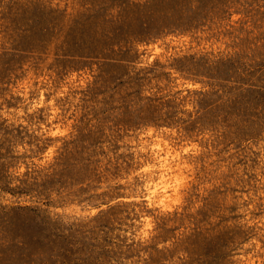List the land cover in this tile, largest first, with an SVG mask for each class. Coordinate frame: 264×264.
I'll return each instance as SVG.
<instances>
[{
	"label": "rangeland",
	"instance_id": "obj_1",
	"mask_svg": "<svg viewBox=\"0 0 264 264\" xmlns=\"http://www.w3.org/2000/svg\"><path fill=\"white\" fill-rule=\"evenodd\" d=\"M0 71V264H264V0H0Z\"/></svg>",
	"mask_w": 264,
	"mask_h": 264
},
{
	"label": "bare ground",
	"instance_id": "obj_2",
	"mask_svg": "<svg viewBox=\"0 0 264 264\" xmlns=\"http://www.w3.org/2000/svg\"><path fill=\"white\" fill-rule=\"evenodd\" d=\"M6 1H7V0H6ZM25 1H26V0H25ZM15 2H16V1H15ZM19 2H20V1H19ZM19 2H18V3H19ZM27 2H28V1H27ZM12 3H13V2H12ZM16 3H17V2H16ZM4 4H5V3H4ZM19 4H20V3H19ZM29 4H30V3H29ZM22 6H24V5L22 4ZM3 7H4V6H3ZM1 9H2V8H1ZM10 31H11V30H10ZM11 32H12V31H11ZM11 32H10V33H11ZM201 32H202V31H201ZM4 33H5V32H4ZM8 33H9V32H8ZM28 33H29V32H28ZM28 33H27V34H28ZM206 33H207V32H206ZM199 34H200V33H199ZM203 34H204V33H203ZM5 35H6V33H5ZM202 36H203V35H202ZM204 36H205V34H204ZM202 38H203V37H202ZM203 41H204V40H203ZM174 42H175V41H174ZM201 43H202V42H201ZM204 44H205V43H204ZM201 45H202V44H201ZM156 48H157V47H156ZM154 49H155V48H154ZM159 50H160V49H159ZM155 51H156V50H155ZM200 51H201V50H200ZM208 51H209V50H208ZM209 52H210V51H209ZM158 53H159V51H158ZM167 54H168V53H167ZM201 54H202V53H201ZM22 58H23V57H22ZM21 63H22V62H21ZM12 65H13V64H12ZM24 66H25V65H24ZM191 66H192V65H191ZM221 68H222V67H221ZM15 69H16V68H15ZM28 69H29V68H28ZM44 69H45V68H44ZM217 70H218V69H217ZM225 70H226V69H225ZM4 71H5V69H4ZM7 71H8V70H7ZM12 71H13V70H12ZM43 71H44V70H43ZM0 72H1V71H0ZM8 72H9V71H8ZM10 72H11V71H10ZM18 72H19V71H18ZM18 72H17V73H18ZM23 72H25V71H23ZM191 72H192V71H191ZM17 73H16V74H17ZM25 73H26V72H25ZM28 73H29V72H28ZM71 73H72V72H71ZM71 73H70V75H71ZM192 73H193V72H192ZM194 73H195V71H194ZM8 74H9V73H8ZM43 74H44V73H43ZM6 75H7V74H6ZM193 75L195 76V74H193ZM3 76H4V75H3ZM28 76H29V75H28ZM28 76H27V77H28ZM32 76H33V75H32ZM51 76H52V75H51ZM197 76H198V75H197ZM222 76H223V74H222ZM33 77H34V76H33ZM36 77H37V76H36ZM47 77H48V76H47ZM69 77H71V76H69ZM74 77H75V76H74ZM79 77H80V76H79ZM189 77H191V76H189ZM217 77L219 78V76H217ZM224 77H225V76H224ZM230 77H231V75H230ZM8 78H9V77H8ZM22 78H24V77H22ZM42 78H43V77H42ZM77 78H78V77H77ZM89 78H90V77H89ZM179 78H180V77H179ZM231 78H232V77H231ZM31 79H32V78H31ZM70 79H71V78H70ZM228 79H229V77H228ZM235 79H236V78H235ZM82 83H83V82H82ZM66 85H67V84H66ZM69 85H70V84H69ZM76 85H77V83H76ZM81 86H82V84H81ZM74 87H75V86H74ZM84 89H85V87H84ZM87 89H88V88H87ZM69 90H70V89H69ZM64 91H65V90H64ZM60 92H61V91H60ZM60 92H59V93H60ZM85 92H86V91H85ZM218 92H219V91H218ZM78 93H79V92H78ZM60 94H61V93H60ZM62 94H63V93H62ZM222 94H223V93H222ZM92 95H93V94H92ZM184 95H185V94H184ZM227 95H228V94H227ZM215 96H216V95H215ZM222 96H223V95H222ZM224 96H225V95H224ZM228 96H229V95H228ZM85 97H87V96H85ZM225 97H226V96H225ZM187 99H188V98H187ZM222 99H223V98H222ZM225 99H226V98H225ZM219 100H220V99H218V101H219ZM190 102H191V101H190ZM223 102H224V101H223ZM227 102H228V101H227ZM232 102H233V100H232ZM191 103H192V102H191ZM230 103H231V102H230ZM230 103H229V104H230ZM226 104H227V103H226ZM187 105H188V104H187ZM210 105H211V104H210ZM221 105H222V104H221ZM224 105H225V104H224ZM231 105H232V104H231ZM213 106H214V105H213ZM205 107H207V106H205ZM210 107H211V106H210ZM226 107H227V106H226ZM200 110H201V109H200ZM202 110H203V109H202ZM217 110H218V109H217ZM221 110H222V109H221ZM190 111H191V110H190ZM191 112H192V111H191ZM232 112H234V111H232ZM232 112H231V113H232ZM223 113H224V112H223ZM207 114H209V113H207ZM210 115H211V114H210ZM206 117H207V115H206ZM218 117H219V116H218ZM229 117H230V115H229ZM237 118H238V117H237ZM200 119H201V118H200ZM206 119H207V118H206ZM206 119H205V120H206ZM192 120H193V119H192ZM196 120H198V119H196ZM219 120H220V119H219ZM238 120H239V119H238ZM190 121H191V120H190ZM198 121H199V120H198ZM201 122H202V121H201ZM216 122H217V121H216ZM240 122H241V121H240ZM186 123H187V122H186ZM207 123H208V122H207ZM218 123H219V122H218ZM220 123H221V122H220ZM232 123H233V122H232ZM146 124H147V123H146ZM160 124H161V123H160ZM187 124H189V123H187ZM234 124H235V123H234ZM234 124H233V125H234ZM240 124H241V123H240ZM195 125H196V124H195ZM215 125H217V124H215ZM227 125H228V124H227ZM245 125H246V124H245ZM223 126H224V125H223ZM242 126H243V124H242ZM195 127H196V126H195ZM200 127H201V126H200ZM205 127H206V126H205ZM219 127H220V125H219ZM243 127H244V126H243ZM149 128H150V127H149ZM151 128H153V127H151ZM151 128H150V129H151ZM225 128H226V127H225ZM150 129H149V131H150ZM160 129H161V128H160ZM162 129H163V128H162ZM202 129H203V127H202ZM219 129H220V128H219ZM230 129H231V128H230ZM121 130H122V128H121ZM152 130H153V129H152ZM152 130H151V132H152ZM170 130H171V129H170ZM200 130H201V129H200ZM240 130H241V129H240ZM137 131H138V130H137ZM171 131H172V130H171ZM173 131H174V130H173ZM189 131H190V130H189ZM189 131H188V132H189ZM198 131H199V130H198ZM207 131H208V130H207ZM222 131H223V130H222ZM229 131H230V130H229ZM232 131H234V130H232ZM237 131H239V130H237ZM147 132H148V131H147ZM151 132L148 133V134H151ZM193 132H194V131H193ZM210 132H211V130H210ZM210 132H209V133H210ZM212 132H213V131H212ZM224 132H225V131H224ZM174 133H175V131H174ZM145 134H146V133H145ZM155 134H156V133H155ZM217 134H218V133H217ZM121 135H122V134H121ZM180 135H182V134H180ZM191 135H192V134H191ZM211 135H212V134H211ZM225 136H226V134H225ZM230 136H231V135H230ZM232 136H233V135H232ZM235 136H236V135H235ZM181 137H182V136H181ZM194 137H195V136H194ZM210 137H211V136H210ZM226 137H227V136H226ZM120 138H121V137H120ZM125 138H126V137H125ZM140 138H141V136H140ZM195 138H196V137H195ZM215 138H216V137H215ZM160 139H161V138H160ZM169 139H170V138H169ZM197 139H198V138H197ZM216 139H217V138H216ZM216 139H215V140H216ZM224 139H225V138H224ZM173 140H174V139H173ZM189 140H190V139H189ZM208 140H209V139H208ZM157 141L160 142V140H157ZM205 141H206V140H205ZM134 142H135V141H133L132 143H134ZM145 142H146V141H145ZM159 142H158V144H159ZM219 142H220V141H219ZM121 143H122V142H121ZM152 143H153V142H152ZM209 143H210V142H209ZM146 144H147V142L145 143V145H146ZM125 145H126V144H125ZM136 145H137V144H136ZM142 145H144V144H142ZM156 145H157V144H156ZM172 145H173V144H172ZM204 145H205V144H204ZM211 145H212V144H211ZM140 146H141V145H140ZM126 147H127V146H126ZM126 147H125V148H126ZM132 147H133V146H132ZM148 147H149V145H148ZM154 147H155V145H154ZM154 147L151 146L152 149H153ZM158 147H160V144H159V146H157V149H158ZM186 147H187V144H186ZM218 147H219V146H218ZM125 148H124V149H125ZM138 148H139V147H138ZM138 148H137V149H138ZM175 148H176V147H175ZM194 148H195V147H194ZM203 148H204V147H203ZM133 149H134V148H133ZM144 149H145V148H144ZM144 149H143V150H144ZM167 149H168V148H167ZM197 149H198V148H197ZM219 149H220V148H219ZM160 150H161V149H160ZM174 150H175V149H174ZM182 150H183V149H182ZM129 151H132V150H129ZM185 151H186V150H185ZM185 151H183V152H185ZM194 151H195V150H194ZM213 151H214V150H213ZM253 151H254V150H253ZM135 152H136V151H135ZM135 152H134V153H135ZM153 152H154V151H153ZM156 152H157V151H156ZM189 152H190V151H189ZM191 152H192V150H191ZM191 152H190V153H191ZM163 153H165V152H163ZM168 153H169V152H168ZM174 153H175V151H174ZM145 154H146V153H145ZM195 154H196V153H195ZM211 154H212V153H211ZM251 154H252V153H251ZM165 155H166V154H165ZM191 155H193V154H191ZM201 155H202V154H201ZM154 156H155V155H154ZM167 156H168V155H167ZM170 156H171V155H170ZM221 156H222V155H221ZM158 157H159V156H158ZM176 157H177V156H176ZM219 157H220V156H219ZM180 158H181V157H180ZM197 158H198V157H197ZM134 159H135V157H134ZM134 159H133V160H134ZM138 159H139V158H138ZM140 159H141V158H140ZM146 159H147V158H146ZM146 159H145V160H146ZM208 159H209V158H208ZM216 159H217V158H216ZM218 159H219V158H218ZM119 160H120V159H119ZM156 160H157V159H156ZM173 160H174V159H173ZM146 161H147V160H146ZM181 161H182V160H181ZM190 161H191V160H190ZM202 161H203V160H202ZM114 162H115V161H114ZM128 162H129V161H128ZM131 162H132V161H131ZM142 163H143V162H142ZM181 163H182V162H181ZM202 163H203V162H202ZM123 164H124V163H123ZM159 164H160V163H159ZM168 164H169V162H168ZM185 164H186V163H185ZM115 165H116V164H115ZM119 165H120V164H119ZM134 165H135V164H134ZM180 165H181V164H180ZM167 166H168V165H167ZM167 166H166V168H167ZM176 166H177V165H176ZM218 166H219V165H218ZM169 167H170V166H169ZM187 167H188V166H187ZM117 168H118V167H117ZM147 168H150V167H147ZM199 169H200V168H199ZM203 169H204V168H203ZM139 170H140V169H139ZM167 170H168V169H167ZM170 170H171V169H170ZM179 170H180V169H179ZM185 170H186V169H185ZM188 170H189V169H188ZM224 170H225V169H224ZM229 170H230V169H229ZM129 171H130V170H129ZM176 171H178V170H176ZM217 171H218V170H217ZM225 171H226V170H225ZM118 172H119V171H118ZM131 172H132V171H131ZM137 172H138V171H137ZM147 172H148V170H147ZM169 172H170V171H169ZM178 172H179V171H178ZM189 172H190V171H189ZM197 172H198V171H197ZM215 172H216V170H215ZM120 173H122V171H121ZM164 173H165V172H164ZM180 173H181V172H180ZM219 173H220V172H219ZM247 173H248V172H247ZM106 174H107V173H106ZM134 174H135V173H134ZM173 174H174V173H173ZM177 174H178V173H177ZM160 175H161V174H160ZM167 175H168V174H167ZM171 175H172V174H171ZM211 175H212V174H211ZM214 175H215V174H214ZM223 175H224V174H223ZM238 175H239V174H238ZM241 175H242V174H241ZM127 176H128V175H127ZM130 176H131V175H130ZM140 176H141V174H140ZM195 176H196V175H195ZM202 176H203V175H202ZM232 176H233V174H232ZM112 177H113V176H112ZM168 177H169V176H168ZM173 177H174V176H173ZM186 177H187V175H186ZM186 177H185V178H186ZM212 177H214V176H212ZM227 177H228V176H227ZM234 177H235V176H234ZM246 177H247V176H246ZM165 178H167V177H165ZM126 179H127V178H126ZM131 179H132V178H131ZM143 179H144V178H143ZM183 179H184V178H183ZM196 179H197V178H196ZM245 179H246V178H245ZM248 179H249V178H248ZM114 180H115V179H114ZM119 180H120V179H119ZM127 180H128V179H127ZM150 180H151V179H150ZM175 180H176V179H175ZM186 180H187V179H186ZM199 180H200V177H199ZM130 181H131V180H130ZM170 181H171V180H170ZM184 181H185V180H184ZM194 181H195V180H194ZM201 181H202V180H201ZM230 181H231V180H230ZM250 181H251V180H250ZM121 182H123V181H121ZM144 182H145V181H144ZM146 182H147V181H146ZM165 182H167L166 179L162 180V183H165ZM187 182H188V181H187ZM202 182H203V181H202ZM207 182H208V181H207ZM239 182H240V181H239ZM172 183H173V180H172ZM175 183H176V182H175ZM122 184H123V183H122ZM125 184H126V183H125ZM140 184H141V183H140ZM155 184H156V183H155ZM178 184H179V183H178ZM190 184H191V183H190ZM231 184H232V183H231ZM143 185H144V184H143ZM157 185H158V184H157ZM157 185H156V186H157ZM169 185H170V184H169ZM173 185H174V184H173ZM173 185H172V186H173ZM176 185H177V184H176ZM216 185H217V184H216ZM220 185H221V184H220ZM225 185H226V184H225ZM124 186H126V185H124ZM149 186H150V184H149ZM152 186H153V185H152ZM159 186H160V185H159ZM159 186H157V187H159ZM163 186H164V185H163ZM180 186L183 187V185H181V184H180ZM180 186H178V187L180 188ZM227 186H228V185H227ZM242 186H243V185H242ZM157 187H156V188H157ZM178 187H177V189H178ZM219 187H220V186H219ZM235 187H236V185H235ZM237 187H238V186H237ZM148 188H149V187H148ZM152 188H154V187H152ZM156 188H155V189H156ZM162 188H163V187H162ZM167 188H168V187H167ZM185 188H186V187H185ZM185 188H184V189H185ZM251 188H252V187H251ZM136 189H137V188H136ZM136 189H135V190H136ZM139 189H140V188H139ZM155 189H154V190H155ZM182 189H183V188H182ZM201 189H202V187H201ZM216 189H217V188H216ZM117 190H118V189H117ZM148 190H149V189H148ZM148 190H147V191H148ZM173 190H174V187H173ZM179 190H180V189H179ZM195 190H196V189H195ZM222 190H223V189H222ZM125 191H126V190H125ZM149 191H150V190H149ZM155 191H156V190H155ZM158 191H159V190H158ZM162 191H163V190H162ZM164 191H165V190H164ZM169 191H170V190H169ZM174 191H175V190H174ZM208 191H209V190H208ZM219 191H220V190H219ZM114 192H115V191H114ZM130 192H132V191H130ZM135 192H136V191H135ZM150 192H151V191H150ZM189 192H190V191H189ZM203 192H204V191H203ZM252 192H253V191H252ZM117 193H118V191H117ZM117 193H116V194H117ZM121 193H122V192H121ZM142 193H143V192H142ZM155 193H156V192H155ZM176 193H177V192H176ZM196 193H197V192H196ZM211 193H212V192H211ZM221 193H222V192H221ZM260 193H261V192H260ZM169 194H170V193H169ZM181 194H182V193H181ZM218 194H219V193H218ZM223 194H224V193H223ZM150 195H151V194H150ZM152 195H154V194H152ZM161 195H163V194H161ZM175 195H176V194H175ZM175 195H174V196H175ZM205 195H207V193H206ZM228 195H229V194H228ZM244 195H245V194H244ZM119 196H120V195H119ZM130 196H131V194H130ZM165 196H166V195H165ZM165 196H162V197L165 198ZM199 196H200V195H199ZM210 196H211V195H210ZM223 196H224V195H223ZM135 197H136V196H135ZM148 197H149V196H148ZM179 197H180V196H178V199H179ZM206 197H207V196H206ZM218 197H219V196H218ZM116 198H117V197H116ZM120 198H121V197H120ZM149 198H150V197H149ZM173 198H174V197H173ZM175 198H176V197H175ZM219 198H220V197H219ZM227 198H228V197H227ZM235 198H236V197H235ZM245 198H246V197H245ZM129 199H130V197H129ZM133 199H134V198H133ZM137 199H138V198H137ZM150 199H151V198H150ZM162 199H163V198H162ZM171 199H172V198H171ZM180 199H181V198H180ZM193 199H194V197H193ZM210 199H211V198H210ZM222 199H223V198H222ZM152 200H153V199H152ZM154 200H155V198H154ZM163 200H164V199H163ZM168 200H169V199H168ZM168 200H167V202H168ZM220 200H221V199H220ZM220 200H219V201H220ZM111 201H113V200H111ZM111 201H110V202H111ZM115 201H116V199H115ZM123 201H124V200H123ZM174 201H175V200H174ZM221 201H222V200H221ZM148 202H149V201H148ZM150 202H151V201H150ZM179 202H180V201H179ZM187 202H188V201H187ZM193 202H194V201H193ZM206 202H207V201H206ZM215 202H217V201H215ZM152 203H153V202H152ZM158 203H159V202H158ZM168 203H169V202H168ZM170 203H172L171 200H170ZM217 203H218V202H217ZM220 203H221V202H220ZM253 203H254V202H253ZM156 204H157V203H156ZM163 204H164V202H163ZM165 204L167 205V203H165ZM181 204H182V201H181ZM218 204H219V203H218ZM150 205H151V204H150ZM160 205H162V204H160ZM189 205H190V203H189ZM204 205H205V204H204ZM206 205H207V204H206ZM212 205H213V204H212ZM221 205H222V204H221ZM226 205H227V204H226ZM231 205H232V204H231ZM231 205H230V206H231ZM179 206H180V205H179ZM235 206H236V205H235ZM233 207H234V205H233ZM233 207H232V208H233ZM250 207H251V206H250ZM201 208H202V207H201ZM159 209H160V208H159ZM166 209H167V208H166ZM172 209H173V208H172ZM187 209H188V208H187ZM218 209H219V208H218ZM163 210H164V209H163ZM175 210H176V209H175ZM178 210H180V209H178ZM188 210H189V209H188ZM209 210H210V209H209ZM209 210H208V211H209ZM213 210H214V209H213ZM192 211H193V210H192ZM217 211H218V210H217ZM231 211H232V210H231ZM185 212H186V211H185ZM201 212H202V211H201ZM215 212H216V211H215ZM183 213H184V212H183ZM186 213H187V212H186ZM188 213H189V212H188ZM191 213H193V212H191ZM224 213H225V212H224ZM236 213H237V212H236ZM236 213H235V214H236ZM176 214H177V213H176ZM216 214H217V213H216ZM226 214H227V212H226ZM169 215H170V214H169ZM210 215H211V214H210ZM177 216H178V215H177ZM192 216H193V215H192ZM224 216H225V215H224ZM180 217H181V216H180ZM177 218H178V217H177ZM177 218H176V219H177ZM188 218H191V217H188ZM207 218H208V217H207ZM261 218H262V217H261ZM142 219H143V218H142ZM196 219L198 220V218H196ZM133 220H134V219H133ZM147 220H148V219H147ZM161 220H162V219H161ZM212 220H213V219H212ZM216 220H217V219H216ZM255 220H256V219H255ZM142 221H143V220H142ZM145 221H146V220H145ZM176 221H177V220H176ZM184 221H186V220H184ZM184 221H183V222H184ZM210 221H211V220H210ZM210 221H209V222H210ZM214 221H215V220H214ZM242 221H243V220H242ZM263 221H264V220H263ZM147 222H148V221H147ZM196 222H197V221H196ZM204 222H205V221H204ZM223 222H224V221H223ZM246 222H247V221H246ZM249 222H250V221H249ZM139 223H140V222H139ZM197 223H198V222H197ZM216 223H217V222H216ZM224 223H225V222H224ZM147 224H148V223H147ZM199 224H200V223H199ZM230 224H231V223H230ZM257 224H258V223H257ZM144 225H145V224H144ZM228 225H229V224H228ZM231 225H232V224H231ZM146 226H148V225H146ZM250 226H251V225H250ZM144 227H145V226H144ZM234 227L236 228V227H238V226H234ZM145 228H147V227H145ZM229 228H230V227H229ZM250 228H251V227H250ZM182 229H183V228H182ZM196 229H197V228H196ZM196 229H195V230H196ZM221 229H222V228H221ZM140 230H142V229H140ZM201 230H202V229H201ZM204 230H205V229H204ZM224 230H225V229H224ZM145 231H147V230H145ZM199 231H200V230H199ZM226 231H227V230H226ZM133 232H134V231H133ZM180 232H181V231H180ZM193 232H194V231H193ZM228 232H229V231H228ZM136 233H137V231H136ZM143 233L145 234V232H143ZM186 233H187V231H186ZM196 233H197V232H196ZM196 233H195V234H196ZM170 234H171V233H169V235H170ZM228 234H229V233H228ZM169 235H168V236H169ZM147 237H148V236H147ZM179 237H180V236H179ZM186 237H187V236H186ZM194 239H195V238H194ZM197 239H198V238H197ZM195 240H196V239H195ZM195 240H194V241H195ZM176 241H177V240H176ZM188 241H189V240H188ZM200 242H201V241H200ZM186 244H187V243H186ZM195 244H196V243H195ZM199 244H200V243H199ZM257 244H258V242H257ZM175 245H176V244H175ZM244 245H245V244H244ZM178 246H179V245H178ZM186 246H188V245H186ZM191 247H193V246H191ZM191 247H190V249H191ZM194 247H195V246H194ZM190 249H189V250H190ZM192 249H194V248H192ZM198 250H199V249H198ZM240 251H241V250H240ZM252 251H253V250H252ZM234 257H236V256H234ZM252 258H254V257H252ZM241 259H242V258H241ZM248 261H249V260H248ZM246 262H247V259H246ZM251 262H254V261L251 260ZM256 263H257V261H256ZM253 264H254V263H253Z\"/></svg>",
	"mask_w": 264,
	"mask_h": 264
}]
</instances>
